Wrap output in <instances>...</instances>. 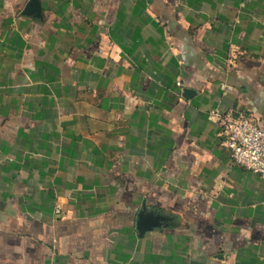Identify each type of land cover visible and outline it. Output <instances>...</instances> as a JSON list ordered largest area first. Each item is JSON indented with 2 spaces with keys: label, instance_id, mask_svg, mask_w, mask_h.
Wrapping results in <instances>:
<instances>
[{
  "label": "crops",
  "instance_id": "obj_1",
  "mask_svg": "<svg viewBox=\"0 0 264 264\" xmlns=\"http://www.w3.org/2000/svg\"><path fill=\"white\" fill-rule=\"evenodd\" d=\"M32 1L0 0V264H264L219 127L264 130V0Z\"/></svg>",
  "mask_w": 264,
  "mask_h": 264
},
{
  "label": "built area",
  "instance_id": "obj_2",
  "mask_svg": "<svg viewBox=\"0 0 264 264\" xmlns=\"http://www.w3.org/2000/svg\"><path fill=\"white\" fill-rule=\"evenodd\" d=\"M221 145L233 164L264 180V130L247 117L229 113L219 118Z\"/></svg>",
  "mask_w": 264,
  "mask_h": 264
},
{
  "label": "water",
  "instance_id": "obj_3",
  "mask_svg": "<svg viewBox=\"0 0 264 264\" xmlns=\"http://www.w3.org/2000/svg\"><path fill=\"white\" fill-rule=\"evenodd\" d=\"M36 6H37V1L33 0L30 3V5H29V7H28V9L26 11L27 12L26 14H29L32 10H34V8H36ZM146 216L148 217V215H146L145 212L143 214H141V216H140V221H141L142 225H145V226H146V223H145V220H146L145 217ZM140 231L143 232L144 231V227H140Z\"/></svg>",
  "mask_w": 264,
  "mask_h": 264
}]
</instances>
